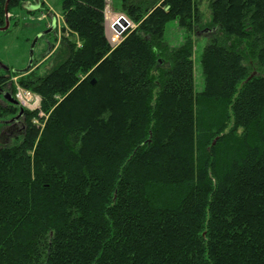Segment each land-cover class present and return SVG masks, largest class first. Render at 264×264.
Returning a JSON list of instances; mask_svg holds the SVG:
<instances>
[{
  "label": "trees",
  "instance_id": "1",
  "mask_svg": "<svg viewBox=\"0 0 264 264\" xmlns=\"http://www.w3.org/2000/svg\"><path fill=\"white\" fill-rule=\"evenodd\" d=\"M108 2L134 25L117 44ZM61 11L51 67L18 80L44 115L0 140V264H264V0ZM15 113L0 104V122Z\"/></svg>",
  "mask_w": 264,
  "mask_h": 264
},
{
  "label": "rangeland",
  "instance_id": "2",
  "mask_svg": "<svg viewBox=\"0 0 264 264\" xmlns=\"http://www.w3.org/2000/svg\"><path fill=\"white\" fill-rule=\"evenodd\" d=\"M44 5L39 13L27 14L25 11H21L19 14L20 23L16 26L11 27V31L7 34H4L0 31V65L5 67L14 68V70H21V68H25L28 66L31 60V46L30 42L34 39L35 35L40 33L42 30H46L50 27L51 19H55L57 21V29L56 34L57 37H52L53 40V50L49 56H44L43 46L46 41H41L36 49V57L33 71L44 70V67H51V59L55 52L58 50L61 42V38L64 35L63 28L65 25L64 16L61 11L63 0H44ZM108 7L106 8V28L109 39L111 40L114 33L110 29L111 20L107 21L109 18L108 15L112 14L114 17H119L120 15H124L120 13L118 10L116 11V5L114 2H108ZM205 6V7H204ZM208 4L203 3L202 9L207 11ZM14 16H16L14 14ZM17 17V16H16ZM127 17V16H126ZM128 18V17H127ZM130 23V28L134 27L132 21L128 18ZM114 23V22H113ZM172 30H174V25H170ZM125 33V32H124ZM123 33V34H124ZM172 33V32H171ZM170 33V34H171ZM180 34V33H179ZM123 37V36H122ZM121 37V38H122ZM171 37V36H170ZM119 39V41L121 40ZM175 38L180 39L181 35L175 36ZM56 41V42H55ZM208 43V39L206 37H198L195 44V54H194V62H195V88L197 91H201L204 87L203 77H202V69L200 66V59L203 53L205 46ZM22 78V76H20ZM19 76L12 78V82L14 83V88H21L20 91L24 92L26 89L23 88L18 80ZM17 86V87H16ZM16 89V94L19 91ZM30 91V90H27ZM32 92V91H30ZM33 93V92H32ZM33 99L28 104H22V108L29 111L39 112L36 117V122L38 123L40 117H43V111L41 110V97L35 93H33ZM42 111V112H41ZM40 123V122H39Z\"/></svg>",
  "mask_w": 264,
  "mask_h": 264
},
{
  "label": "flooded vegetation",
  "instance_id": "3",
  "mask_svg": "<svg viewBox=\"0 0 264 264\" xmlns=\"http://www.w3.org/2000/svg\"><path fill=\"white\" fill-rule=\"evenodd\" d=\"M41 4L40 7L37 10H32L30 6L35 5V3L33 2V0H26L25 2V6H24V11L28 12V13H39L44 5V0H40ZM10 14H9V18H10ZM51 24L50 27L46 30H42L40 33L36 34L34 39L36 37L39 36V39L36 43L35 46V52H34V61H33V65L30 68V71H28V73L25 74H19V73H15L14 68H9V70H6L2 67H0L1 72H3L4 75V85L5 87L3 89H0V104L5 106L6 108H9L11 110H14L16 113L14 115H12L11 118H9L8 120H3L1 121V129H0V140H3V142L5 141H9L10 138H21V136L24 134V131H26V110L24 108H22V104L19 101V99L17 98V94L15 92L16 89H18L17 91H20L21 88L19 89L17 86V88L14 89V83L12 82V78L16 77L13 76V74H17V76H24L27 75L29 73H31V71L35 70L34 68V63H35V57H36V49L37 46L39 45V43L41 41H46V43L43 46V49L45 51L44 56L47 57L49 56V54L52 53L53 50V40H51L52 37H57V33H56V29H57V21L55 19H51ZM11 25V23H10ZM10 28V27H9ZM57 34V35H56ZM34 39L31 40L30 42V46L32 45ZM62 39V38H61ZM27 67V66H26ZM25 67V68H26ZM25 68H21V70H24ZM27 91V90H25ZM30 92V91H27ZM32 93V92H30ZM10 95L12 100L16 101L17 104H14L12 102H10L9 100H7L5 98L6 95ZM33 94V93H32Z\"/></svg>",
  "mask_w": 264,
  "mask_h": 264
},
{
  "label": "water",
  "instance_id": "4",
  "mask_svg": "<svg viewBox=\"0 0 264 264\" xmlns=\"http://www.w3.org/2000/svg\"><path fill=\"white\" fill-rule=\"evenodd\" d=\"M10 0H7V4H6V26L4 28H0L1 32L7 31L10 27V21H9V13H8V5H9ZM33 2L35 3V5L30 6L32 10H37L40 7V0H33ZM112 27L115 29V31L118 34H123L128 28H130V23L126 20L124 15H120L118 17V19L112 24ZM39 39V36L36 37L31 45V51H30V55H31V60L28 64V66L24 69V70H15V73H19V74H25L28 73V71H30V68L33 65V61H34V52H35V46L36 43ZM0 67L9 70V68L5 67V66H1ZM93 84H95V82H93ZM5 98L7 100H9L10 102L17 104L16 101L12 100L10 95H6Z\"/></svg>",
  "mask_w": 264,
  "mask_h": 264
},
{
  "label": "built area",
  "instance_id": "5",
  "mask_svg": "<svg viewBox=\"0 0 264 264\" xmlns=\"http://www.w3.org/2000/svg\"><path fill=\"white\" fill-rule=\"evenodd\" d=\"M117 33V32H116ZM117 36H118V38L116 39L115 37H113L112 36V38H111V43H113V44H117V43H119L121 40H122V38H121V40L119 41V39H120V37H122L123 36V34H118L117 33ZM120 36V37H119ZM33 94L32 93H30V92H27V91H24V92H22V91H19L18 92V94H17V98L19 99V101L21 102V104H28L30 101H32V99H33V96H32Z\"/></svg>",
  "mask_w": 264,
  "mask_h": 264
},
{
  "label": "bare ground",
  "instance_id": "6",
  "mask_svg": "<svg viewBox=\"0 0 264 264\" xmlns=\"http://www.w3.org/2000/svg\"><path fill=\"white\" fill-rule=\"evenodd\" d=\"M107 7H108V6H107ZM107 16H109V18L107 19V21L111 20L110 29H111L112 32L114 33L113 37H115V38L117 39L118 36H117V33H116L115 29L112 27V24H113V22H115V21L118 19V17H114L112 14H110V15L107 14ZM125 18H126V20L129 22V20H128V18H127L126 16H125ZM119 37H120V36H119ZM120 38H121V37H120Z\"/></svg>",
  "mask_w": 264,
  "mask_h": 264
},
{
  "label": "crops",
  "instance_id": "7",
  "mask_svg": "<svg viewBox=\"0 0 264 264\" xmlns=\"http://www.w3.org/2000/svg\"><path fill=\"white\" fill-rule=\"evenodd\" d=\"M25 13L29 14L28 12H25Z\"/></svg>",
  "mask_w": 264,
  "mask_h": 264
}]
</instances>
